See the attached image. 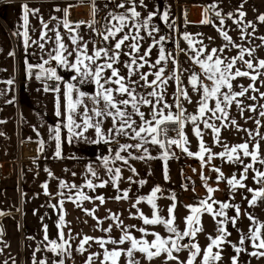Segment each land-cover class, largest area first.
<instances>
[{
	"label": "crops",
	"instance_id": "1",
	"mask_svg": "<svg viewBox=\"0 0 264 264\" xmlns=\"http://www.w3.org/2000/svg\"><path fill=\"white\" fill-rule=\"evenodd\" d=\"M27 3L30 8L39 9L36 15H29V46L25 47L23 42V20H22V5ZM123 4V7L120 5ZM147 8L140 5L139 0H136L137 11L141 12V17L136 22L142 23L151 12L158 14L153 17L148 28L136 29L133 25V20L130 19L128 26L122 32H118L115 38H110L109 41H104L97 31L104 32L106 26L111 24H119V21L112 20L111 14H124L126 9L131 7L128 0H0V264H33V256H35L36 264L47 260L48 264H52L54 260L63 258L65 264H86L87 258L93 253H98L94 256L92 264H105L101 259V253H104L108 246H113L112 243H106L101 247L96 243L95 239L89 241L85 245L86 251L83 253L77 251L80 241L85 235L100 239L108 240L109 238L118 241L124 234L121 230L126 228L130 235L138 236L136 225L125 224L133 219V216H139V212L143 211L146 215L149 204L147 201H141L136 207H133L136 200L140 196L150 195L155 186H160L161 192L168 188H174L179 185L186 186L183 183V175H188L196 180L195 175L199 174L201 169L188 165L184 158L185 152L181 146L169 145V159L167 160V179L165 178V162L160 157L163 149L157 145L148 144L146 147L154 159L147 160H129V164L136 169V173H132L127 166L121 161H116L111 167H121L122 180L119 187L121 190L131 189L128 199H114L119 195L116 189L109 184L104 188H97L94 192L84 188V192L92 197L103 195L105 202L100 203L99 200L84 201L81 207L65 199L62 209L53 208L52 205L58 204L59 199L57 193L67 189H59V181L64 180L69 183L74 182L77 185H83L86 178H92L87 173V166L93 165L98 171L99 180L94 179V183H100V180L109 179L105 169L102 167L101 157L110 155L109 145L104 143L94 144L79 140L72 144L67 143L65 137L67 129L63 126L66 121L63 115L57 116V98L60 101V111L64 112L65 108V91L66 83L71 82L77 84L80 90L87 92L89 95L95 94L96 87L94 83L79 84L80 77L74 69L65 68L57 61L51 60L45 67H54L57 74L62 77L60 81H55L53 86L46 84L47 79H36L38 69H33L32 75L27 72V65H37L42 63L44 59H48L47 53L56 47L54 42V31H48V37L52 38L44 42V50L33 44L32 41L39 40L42 35L43 21L48 23L49 29H56L61 33L64 43L72 50L75 46L71 44L70 36L67 29L63 28L62 21L65 18L64 9H68V19L75 26L80 21L89 22L93 19L97 21L95 29L89 28L87 23L81 24L78 31L84 37V41L88 42L89 54L98 48H114L115 42L125 33L135 35L137 32L141 39L138 41L140 52L135 55H142L151 48L150 54L146 56L148 63L139 72H154L158 67H165V75L171 76L173 71H176L180 76L181 87L185 88L184 83L187 78L183 69V61L188 54H194V50L189 47L188 42L183 38L185 32L191 34L195 40L198 39V33H207V24H202L203 9L207 5V0H145ZM95 8V16L92 9ZM57 9H60L59 11ZM188 10V14H186ZM169 13L168 22L163 20V13ZM129 16L130 13H127ZM55 18V19H53ZM172 25V27H169ZM153 26L157 31L153 32L152 36L148 32ZM19 33V34H18ZM161 37H165L161 43L166 54H170V59L167 62H161L157 68H152L150 65L159 58V45L153 46L155 41H159ZM206 40V36L200 39ZM130 42L126 41L125 46H122V54L120 57V73L126 75L127 70L124 64L131 60V56L127 53L130 51L126 45ZM14 53V55H10ZM75 55V53H74ZM73 61V57L68 58ZM98 61V63H102ZM110 72V70H108ZM77 79L73 80L72 77ZM132 80L138 79V75L131 77ZM149 81L154 79L152 75L148 76ZM8 80H13L9 85ZM187 81V80H186ZM58 85H57V84ZM45 85L52 89L54 86H59L60 92L56 93L51 90L45 91ZM56 86V87H57ZM190 85L188 84L187 87ZM115 87V85H112ZM144 94L151 89H137ZM176 91L175 81L169 80L165 99L167 103H175L173 93ZM120 98L119 96L117 97ZM123 98H127L126 96ZM13 101L8 103V101ZM182 104V97L180 99ZM141 110L145 112L146 118L149 116V106L141 105ZM129 110L130 106H129ZM165 109V113H167ZM172 112H177L174 106ZM137 119V117H134ZM139 123V121H138ZM58 124L62 127V156L63 158L55 157L56 142L52 139L54 129ZM103 127L105 129L111 127L110 118L105 120ZM181 132V129L177 125ZM184 130V129H183ZM169 129H167V133ZM88 140L95 139L93 130H89L86 134ZM180 139V136L176 137ZM120 144H135L137 140L131 139L130 136L116 137ZM34 142L38 146V155L35 159L24 160L18 169L17 159L19 157L18 141ZM44 141L43 151H39V141ZM187 145H184L186 147ZM112 153L118 150L116 143L111 144ZM133 155H140L135 149H129ZM27 154V153H26ZM127 156V153H122ZM71 157H75L74 159ZM49 170L54 177H50ZM207 175V168L202 169ZM18 172V174H17ZM72 173H76L75 176ZM132 177V181L145 180L143 186L135 182H130L128 177ZM207 177V176H206ZM48 183V192L51 195H46L42 185ZM207 184V182H206ZM190 189L189 187H185ZM73 192L76 190L73 189ZM157 199H159V194ZM96 209L94 216L88 215L82 209ZM112 214L119 216L122 225L117 227V222L110 219ZM64 215L66 226L63 228L64 238L69 240L71 254L58 257L56 253L49 251L45 246L44 241V226L48 227L49 240L57 239L59 216ZM36 220V223H34ZM97 220L100 223H97ZM111 226V232H105ZM248 223L246 218L239 216L235 226L227 225V232L230 233L228 238L246 234L248 231ZM27 235V242L23 237ZM237 237L240 241V238ZM25 238V237H24ZM246 240L243 244V251L238 254L237 264H247L250 250L245 247ZM241 247V245H236ZM50 247V246H49ZM39 248V251L36 249ZM232 256H237L232 245L229 246ZM232 264V260H231Z\"/></svg>",
	"mask_w": 264,
	"mask_h": 264
},
{
	"label": "snow or ice",
	"instance_id": "2",
	"mask_svg": "<svg viewBox=\"0 0 264 264\" xmlns=\"http://www.w3.org/2000/svg\"><path fill=\"white\" fill-rule=\"evenodd\" d=\"M131 7L126 9L124 14L116 15L111 14L112 20L119 21V24H109L106 26L104 32L97 31L98 35L103 37L104 41H109L110 38H115L118 32H122L125 27L128 26V21L130 19L133 20V27L136 29L140 28H148L149 23L153 19L157 12H151L148 14L147 18L142 21V23L136 22L141 17V12L137 11L136 0H128ZM140 5L147 8V4H145V0H139ZM124 5L121 4L120 7ZM219 6L217 3H212L206 5L203 9L204 16L200 21L202 24L213 23L211 20V16H215L216 19L220 21V25L218 26L219 34L223 37L226 42L223 47L220 49L212 48L210 52H207V47L203 45V42L200 41L201 47L197 48L194 43V38L191 34L185 32L183 34V38L188 42L190 48L194 50V55L192 59L196 65L200 66L202 69L204 76L207 77L208 81H211L210 84L204 83L201 77L198 74H192L190 76V84L193 89L197 92L202 91L201 99L198 101V114H186L183 109L180 99L183 97L188 100L189 94L187 90L181 87L180 76L176 71H173L171 76L165 75V67H158L161 65V62H167L170 59V54L165 53V49L161 41L165 39V37H161L159 41H155L153 46L159 45V58L154 62V64L150 65L152 68H157L156 71L148 73V72H139V69H143L145 65L148 63L146 56L150 54L151 48L147 50L145 54L135 55L134 53L140 52V46L138 41L141 39L138 32L133 35L130 33H125L121 38H119L115 44L114 48H98L95 49L92 54H89L88 42L84 41L83 35L80 34L78 29L81 24L87 23L89 28L95 29V25L97 21L94 19L89 22L80 21L79 23L73 24L69 21L68 17V9H64L65 18L62 21L63 28L67 29L68 35L70 36L71 44L75 46L72 50H69V46L64 43V40L61 36V33L56 29H49L48 23L43 21L41 17L42 24V35L39 40L32 41L33 44H36L41 51L44 50L45 44L47 40L52 39L48 37V31H54V42L56 47L47 53L48 59H44L42 63L37 65L28 64L27 72L28 75H32L33 69H38L39 71L36 74V79H48L60 81L62 79L61 76L57 74V70L54 67H45L48 65L51 60L57 61L60 65L65 68L74 69L77 75L80 77L78 81L79 84L86 83H94L96 87L95 94L89 95L87 92L80 90V88L75 83L68 82L66 83V91H65V108L64 112L61 113L60 109V101L59 97L57 98V111L56 115L59 117L63 115L64 127L67 129V135L65 137L67 143L72 144L79 140H84L85 142H90L94 144L104 143L109 145V153L110 155H104L100 159L102 161V167L105 169L106 174L109 176V179L100 180V183H94V179L99 180V174L93 165L89 164L87 166L86 175L90 174L92 178H86V181L83 185H77L74 182L69 183L64 180L59 181V189H67V193L64 191H60L57 193L58 196L62 197L59 199L58 204L52 205L53 208L62 209L65 203V199L73 201L77 207H81L84 201L89 200H99L101 204L105 202V197L103 195H97L95 197L89 196L84 192V188L92 190L93 192L97 188H104L111 184L119 195L115 196L114 199H128L129 192L131 189L121 190L119 187L120 181L122 180V169L121 167H111L110 164L114 165L116 161H121L125 166L129 168L132 173H136V169L129 164V160H147L154 159L149 153L146 145L152 144L157 145L160 149H163L162 156L160 157L165 162V178L167 179V160L169 159V151L168 145H177L181 146L182 150L188 156L198 157L199 160L203 163H207L210 161L213 156H219L220 158H226L227 161L237 164H242L243 160L241 159V152L243 157H250L253 163L247 164L243 168V172L240 174L239 179L234 174L231 178H227V184L231 186L233 191L238 188L243 189L246 188V184L244 181L247 179V173L249 169L254 168L255 162L259 161L260 164H264V158L259 156V143H255L252 147L253 150H249V142L240 143L229 148L227 145H224V151L219 153H212L211 149L206 147L203 139H202V131L199 126V121H204V127L207 129H211V131L216 136V143H220V132L221 127H217L216 124L210 123L209 120H227L229 117V113L227 109L235 102L237 106H239L242 102L238 100V97H243L248 91V88H243L241 86L240 91H233L232 80L236 77H250L253 82H255L260 75L259 72H255L253 74L249 71H241L240 69H236L235 72H232L234 65L237 60L243 62L246 65L247 69L254 70L257 68L264 69V59L258 61V63L254 64L251 59H245V53L249 56L255 51V49H245L243 45H237L233 43L232 37L228 34L227 31L223 30V25L226 19H233V22L236 24L238 28H241V37L247 38L249 35L247 33L248 27H254L253 22H245L244 18L246 13L243 9V0H241L240 7L235 10V12H228L223 14L220 10H218ZM58 11L60 9H57ZM96 9H92L93 16H95ZM22 20H23V42L25 47L29 46V15H36L39 13V9L30 8L27 3L22 5ZM127 13H130L129 16ZM55 19V18H53ZM169 13L165 11L163 13V20L165 23L168 22ZM258 20L264 22V14H260L258 16ZM172 27V25H169ZM157 31V29L153 26L152 30L148 32L149 36L153 35V32ZM19 34V33H18ZM211 39V38H209ZM264 39V38H262ZM44 41V42H42ZM126 41H135L130 42L126 45V47L130 50L127 54L132 58L130 61L124 64L125 69L127 70L126 75H121L119 63L121 57L122 46H125ZM233 46L239 49L238 56L227 59L222 58L218 55V52L222 53L224 48ZM75 53V55H74ZM201 53H206L205 58H200ZM10 55H14V53H10ZM73 57V61H70L68 58ZM102 63H98L101 61ZM110 70V72L108 71ZM134 75H138V79L132 80L131 77ZM152 75L154 79L149 81L148 76ZM73 80H76L77 77L73 76ZM169 80L175 81L176 91L173 93L175 97V103L169 104L167 103L165 96L167 92V86ZM7 83L11 85L13 80H8ZM115 85V87H112ZM151 89V91H147L146 94L139 92L137 89ZM249 88L255 90V84H250ZM227 89V91H224ZM53 91L56 93L60 92L59 86L49 89L47 85H45V91ZM264 96V93H261ZM120 97L119 99L117 97ZM127 98H123V97ZM251 99H255V97H251ZM214 100V107L209 106V101ZM13 101H8V103H12ZM141 105L149 106V116L150 118H146V114L141 110ZM129 106L130 109L129 110ZM173 106L178 109L177 112H172L171 109ZM251 111H255V108L249 106ZM165 109H167V113H165ZM206 113H210L211 115L206 119ZM261 116H264V111L260 113ZM134 117L138 118L134 119ZM110 118L111 127L105 129L103 127L105 120ZM190 121L194 125V132L197 137H201L199 141V151L193 153L188 150L187 147H184L188 143L186 135L183 133V129L185 126V122ZM2 123V121H0ZM166 123H175L181 129L180 139L172 138L167 139V129L163 127ZM232 125H236L237 122L232 119L230 121ZM259 123V121H257ZM237 127H239L237 125ZM93 130L95 133V139L89 141L88 137L85 135L89 130ZM53 136L52 139L55 140V157L63 158L62 156V127L58 124L54 129H52ZM259 133H257L258 135ZM2 135V133H0ZM251 135V133H250ZM120 136H130L131 139L137 140L135 144H120L116 137ZM264 138V137H262ZM116 143L118 145V150L112 153L111 144ZM44 149V141H39V151H43ZM129 149H135L138 152H141L140 155H133ZM122 153H127V156L122 155ZM207 154V161H206ZM75 158V157H71ZM48 174L50 177H54L53 173L49 170ZM213 171L217 172L219 176L217 179H225L224 174L221 169L214 168ZM73 176L76 173H72ZM130 182L138 183L143 186L147 183L145 180L132 181V177H128ZM202 179L207 182L208 177L202 176ZM254 179L257 183L261 184L262 187L259 189H247L249 192L253 193L252 199L249 201L251 206H255L258 200H264V172L256 170ZM207 186V184H206ZM44 192L46 195H51L48 192V183H44L42 185ZM186 187V186H185ZM76 191L73 192L72 190ZM217 189L212 187H208L207 191L209 194L213 193ZM162 190L160 186H155L150 195L140 196L133 207H136L141 201H147L149 205H151L154 210L153 216L149 218V216L145 215L143 211L139 212V218L143 220L145 225H164L171 235L167 238L161 237L159 233H153L155 239L151 242L144 240H138L134 236L130 235L126 228H122L123 235L116 241L114 239L109 238L105 240L103 238L96 239L90 236L85 235L83 239L80 241L77 251L83 253L86 251L85 245L95 239L96 243H98L101 247H103L106 243H119L123 244L125 241H130L131 247L127 250H117L113 249L108 251L107 249L104 252V262L111 261V264H118V258L122 255L127 256L128 264H139V261L134 259V252L139 251L145 254L146 258L151 260L154 257L160 256L161 253H166L169 260H177L178 257L173 255V252H179L184 248H187L190 251V257L187 260V264H194L195 258L200 254L201 249L198 243H187L181 244L180 241L185 238H195L197 233L202 231V227H199L201 214L207 212L212 214L214 217H220L221 219L216 220L217 233L218 235L215 238L209 237L210 243L204 250V255L202 258V264H216L217 261L221 259V252L219 250L220 245L226 241V238L230 233L227 232L226 225L231 222L233 226H235L237 220L240 216V206L231 204L228 202H220L212 199L211 195L207 198L202 199L199 202V205L188 207L191 209V214L186 217V228L183 231H180L178 227L175 225V209L176 203H172L169 207L168 211L170 214V218L162 217L159 214V209L156 203L157 194ZM171 199L173 201L176 200L175 193H172ZM211 200V203H209ZM218 204L219 209L215 210L213 205ZM229 208H234L236 215L229 217L227 215L226 210ZM88 215L95 214L96 209H82ZM3 215V213H0ZM110 219L117 222V227L122 225V221H120L119 216L116 214H112ZM248 219L252 223V227L249 229V234L247 236L241 235L239 244L241 247H237L235 244H232L233 249L237 253V256H233L231 258L232 264H237L238 254L243 251V244L246 239L250 240L253 244V247L257 250L264 249V235H262L261 230L264 229V223H260L253 217L251 214H248ZM99 224L100 221L97 220ZM66 226V221L64 215L59 216L58 223V237L54 240H49L47 235L48 227L44 226V241L46 243V247L49 251L56 253L58 257H63L64 255H70L71 249L69 240L64 238L63 228ZM2 229H0V234H2ZM105 232H111V226L108 229H104ZM140 232L146 233L145 228H140ZM50 246V247H49ZM217 248V251H213V248ZM3 249L0 248V252ZM39 251V248L36 249ZM98 253H93L88 256L86 264H92V260L94 256H98ZM253 256H264V251H254L251 253ZM7 264V261H5ZM33 264H36L35 256H33ZM40 264H48L47 260H43ZM52 264H65V260L60 258L58 260H54ZM184 264V262H181Z\"/></svg>",
	"mask_w": 264,
	"mask_h": 264
},
{
	"label": "rangeland",
	"instance_id": "3",
	"mask_svg": "<svg viewBox=\"0 0 264 264\" xmlns=\"http://www.w3.org/2000/svg\"><path fill=\"white\" fill-rule=\"evenodd\" d=\"M217 3L220 10L223 14L228 12H235L237 8L240 7L241 0H207V5ZM246 16L244 18L245 22H253L254 27H248L247 33L249 34L247 38L241 37V28H238L236 24L233 22V19H226L223 25V30L227 31L228 34L232 37L233 43L237 45H243L245 49H255L251 56L245 53V59H251L254 64L258 63L259 60L264 59V22L258 20V16L260 14H264V0H243V9ZM213 23L207 24V33L199 32L198 39L195 40L198 42L201 40L203 45L207 47V52H210L212 48L220 49L226 43L223 37L219 34L218 26L220 25V21L215 18V16L210 17ZM206 36V40L201 37ZM211 38V39H209ZM197 48L201 47L199 42L195 44ZM190 47V46H189ZM239 49L233 46H229L224 48L222 53L218 52L222 58L227 59L233 58L238 56ZM194 54H188L186 59L183 61V69L185 70V75L187 78L185 79V89L189 94L188 100L182 97V104L183 109L185 110L186 114H198V101L201 99L202 91L197 92L193 89L192 85L190 84V76L192 74H198L204 83L210 84L211 81L207 80V77L204 76L202 69H200L199 65L194 63L192 59ZM206 53H201L200 58H205ZM236 69H240L241 71H249L255 74V72H259L260 75L258 76L257 80L253 82L250 77H236L232 80L233 84V91H240L241 86L243 88H248L247 93L243 97H238L237 99L240 100L242 103L237 106L235 102L227 109L229 113V117L227 120H216L211 119L209 120L210 123L216 124L217 127H221L220 132V143H216V136L211 131V129H207L204 127V121H199V126L202 131V139L206 147L210 148L212 153H219L224 151V145H227L231 148L234 145L249 142V150H253V145L255 143H259V156L264 158V116H261L260 113L264 111V96L261 93H264V69L257 68L254 70L247 69L246 65L243 64L242 61L237 60L236 64L234 65L232 72H235ZM48 80V79H47ZM187 80V81H186ZM53 82L55 80L46 81V84L49 86H53ZM58 82V81H57ZM49 83V84H48ZM255 84V90L249 88L250 84ZM190 85L187 87V85ZM58 85V84H57ZM56 85V86H57ZM54 86L53 88H55ZM227 91V89H224ZM251 97H255V99H251ZM209 106L214 107V100L209 101ZM249 106L255 108V111H251ZM211 114L206 113L205 118L207 119ZM234 119L237 124L232 125L230 121ZM259 121V123H257ZM237 125L239 127H237ZM184 135L187 137L188 143L186 144L189 151L195 153L199 151V141L201 137H197L194 132V125L187 121L185 122ZM251 133V135H250ZM257 133H259L257 135ZM180 136V135H179ZM174 136L170 135V132L167 133V139H172ZM184 158L186 163L190 166H194L196 168L201 169L199 174L195 175L196 180L194 186L187 185L190 189L185 188L182 184L174 187L168 188L164 192L159 194V199L156 200L159 214L162 217L170 218L169 214V207L172 203H176L175 209V225L178 227L180 231L185 230L186 228V217L191 214V209L188 207L189 205L197 206L202 199L207 198L211 195L212 199L220 202H228L231 204L239 205L240 206V216L242 218L247 219L248 229L247 233L244 234L247 236L249 234V229L252 227L251 221L248 219V214H251L253 217L256 218L257 221L260 223H264V200H258L255 206H251L249 201L252 199L253 193L249 192L247 189H259L262 187L261 184L257 183L254 179L255 171L259 170L264 172V164H260L259 161L255 162L254 168L249 169L247 173V179L244 181L246 184V188L233 191L231 186L227 184V178H231L234 174L239 179L240 174L243 172V168L245 165L253 163L250 157H243L241 152V159L243 160L242 164L232 163L227 161L226 158H220L219 156H213L210 161H207V154H206V161L207 163H203L199 160L198 157L195 156H188L186 153L184 154ZM24 160V159H23ZM29 160V159H25ZM207 168V175L203 172L202 169ZM18 166V165H17ZM20 166H18V169ZM214 168L221 169L222 173L224 174L225 179H217L219 174L213 171ZM18 174V172H17ZM202 176H207V186L205 181L202 179ZM193 177V175H191ZM208 187H212L217 189L213 193L209 194L207 191ZM172 193H175L176 200L173 201L171 199ZM211 203V200H209ZM215 210L219 209V205H213ZM227 215L229 217L235 216L236 212L234 208H229L226 210ZM154 210L152 209L151 205L148 206V210L146 211V215L151 218L153 216ZM139 218V216H133V219ZM221 219L220 217H214L212 214L204 212L201 214L200 217V224L199 227H202V231L198 232L195 238L185 237L183 238L180 243L187 244V243H198L201 249L200 254L195 258L194 264H202V258L204 255V250L210 243L209 237L215 238L217 233L216 220ZM36 223V220H34ZM134 224L136 225V230L138 236L135 238L138 240H144L151 242L155 239L153 233H159L161 237L167 238L170 233H168L166 227L164 225H145L141 218L136 220H130L125 224ZM231 224L229 222L227 225ZM226 225V229L228 228ZM140 228H145L146 233H142L139 231ZM262 235H264V229L261 230ZM231 238H226V241L220 245V252H221V259L216 262V264H231V256L232 252L229 248L230 245H240L239 239L235 236V234ZM25 242H27L28 238L26 239L27 235L25 234ZM240 238V237H239ZM119 241V240H118ZM113 244V243H112ZM131 247L130 241H125L123 244H113V246H108L107 250L111 251L113 249H123L127 250ZM245 247L247 250H250V254L248 257L247 264H264V256H253L251 255L254 251H264V249L257 250L253 247V244L250 240L246 239ZM217 248H213V251H217ZM173 255L177 256V260H169L166 253H161L160 256L154 257L151 260L147 259L145 254L135 251L134 252V259L139 261V264H187V260L190 257V251L187 248L182 249L179 252H173ZM237 255V254H236ZM101 259L104 261V253H101ZM105 264H111V261L105 262ZM118 264H128V258L126 255L122 253V255L118 258Z\"/></svg>",
	"mask_w": 264,
	"mask_h": 264
},
{
	"label": "built area",
	"instance_id": "4",
	"mask_svg": "<svg viewBox=\"0 0 264 264\" xmlns=\"http://www.w3.org/2000/svg\"><path fill=\"white\" fill-rule=\"evenodd\" d=\"M186 14H188V10H187ZM178 133H179V130H177V129H173L170 131L171 136H176ZM18 149H19V157H18L17 162H16L18 166H21V164L23 163V161L25 159H32L33 160V159L37 158L38 146L34 142L19 140L18 141ZM183 180L191 186L195 185V182L193 180H191L190 177L186 174L183 175Z\"/></svg>",
	"mask_w": 264,
	"mask_h": 264
},
{
	"label": "trees",
	"instance_id": "5",
	"mask_svg": "<svg viewBox=\"0 0 264 264\" xmlns=\"http://www.w3.org/2000/svg\"><path fill=\"white\" fill-rule=\"evenodd\" d=\"M177 126V124L175 123H166L165 125H163V127H165L166 129H174ZM169 149V145L167 146Z\"/></svg>",
	"mask_w": 264,
	"mask_h": 264
},
{
	"label": "bare ground",
	"instance_id": "6",
	"mask_svg": "<svg viewBox=\"0 0 264 264\" xmlns=\"http://www.w3.org/2000/svg\"><path fill=\"white\" fill-rule=\"evenodd\" d=\"M55 83H53V85H54ZM57 84V83H56ZM174 129H177V130H179L178 128H174ZM171 130H173V129H169V132L171 131ZM180 135V130H179V133L176 135V136H174V138H176L177 136H179ZM190 177V176H189ZM190 179L191 180H193L191 177H190ZM182 180H183V178H182ZM194 181V180H193ZM183 182L184 183H186L184 180H183ZM195 182V181H194ZM187 185H189L188 183H186ZM191 186V185H190ZM25 238L23 237V240H24Z\"/></svg>",
	"mask_w": 264,
	"mask_h": 264
}]
</instances>
